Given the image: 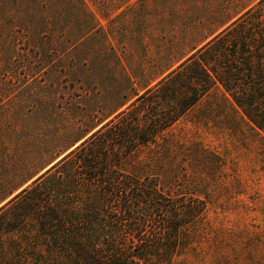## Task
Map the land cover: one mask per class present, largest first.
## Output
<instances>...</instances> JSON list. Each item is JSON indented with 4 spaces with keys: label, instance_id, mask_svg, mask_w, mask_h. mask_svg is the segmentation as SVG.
Masks as SVG:
<instances>
[{
    "label": "trees",
    "instance_id": "1",
    "mask_svg": "<svg viewBox=\"0 0 264 264\" xmlns=\"http://www.w3.org/2000/svg\"><path fill=\"white\" fill-rule=\"evenodd\" d=\"M45 1L50 11L38 17V0H0V30L20 28L39 61L59 65L54 86L65 74L71 94L81 89L69 101L80 129L26 160L32 169L0 206V264H175L208 210L201 173L179 155L207 152L165 136L209 98L224 123H247L264 143V0L139 93L84 0Z\"/></svg>",
    "mask_w": 264,
    "mask_h": 264
},
{
    "label": "rangeland",
    "instance_id": "2",
    "mask_svg": "<svg viewBox=\"0 0 264 264\" xmlns=\"http://www.w3.org/2000/svg\"><path fill=\"white\" fill-rule=\"evenodd\" d=\"M258 1L84 0V4L99 22L98 33H109L122 63L134 73L139 93ZM37 4L38 17L50 11L45 0ZM74 28L70 30L78 35ZM14 29L0 30V206L18 192L10 193L32 169L26 160L35 159L41 147L45 151L41 145L76 135L81 122L78 108L69 105L71 97H80L81 89L71 94L75 86L63 73L54 86L51 75L59 65L39 61L36 43L27 41L20 28ZM39 33V41H48L47 28ZM8 34L17 38L16 44L5 40ZM62 63L66 67V61ZM55 94L59 112L52 109ZM212 108L211 99H204L165 136L207 152L206 157L192 151L179 155L183 167L189 163L201 173L199 184L208 192V210L194 244L175 264H264V143L247 123L226 124L220 116L225 112Z\"/></svg>",
    "mask_w": 264,
    "mask_h": 264
}]
</instances>
